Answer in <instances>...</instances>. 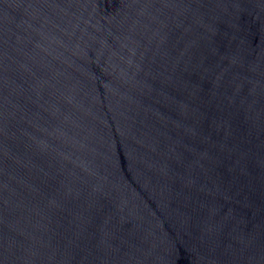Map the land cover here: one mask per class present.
I'll use <instances>...</instances> for the list:
<instances>
[{"label":"water","instance_id":"water-1","mask_svg":"<svg viewBox=\"0 0 264 264\" xmlns=\"http://www.w3.org/2000/svg\"><path fill=\"white\" fill-rule=\"evenodd\" d=\"M0 264H264V0H0Z\"/></svg>","mask_w":264,"mask_h":264}]
</instances>
